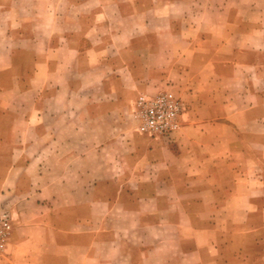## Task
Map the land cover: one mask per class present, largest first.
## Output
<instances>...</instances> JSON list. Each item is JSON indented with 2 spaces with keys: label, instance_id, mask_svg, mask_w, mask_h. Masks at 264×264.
Returning <instances> with one entry per match:
<instances>
[{
  "label": "crops",
  "instance_id": "obj_1",
  "mask_svg": "<svg viewBox=\"0 0 264 264\" xmlns=\"http://www.w3.org/2000/svg\"><path fill=\"white\" fill-rule=\"evenodd\" d=\"M154 4L161 6L162 1L154 0ZM163 35L143 31L140 40L132 36L131 45L123 51L126 59H98L109 71H104L97 83L105 96L102 101H96L90 87L83 98H66L60 88L43 93L44 104L57 105L48 113L43 109L45 115L61 123L69 103L75 124L69 129L64 125L33 127L40 142L11 145L12 152L36 149L31 158L12 155L3 161L0 154V192H4L0 200L12 195L10 206L18 213L0 264H161L173 245L188 258L187 263L210 264L218 252H226L229 244L221 238L216 240L220 235L217 231L221 229L226 235L228 230L241 227L245 211H255V191L243 158L255 155L246 149L249 136L242 128L249 129L264 119V101L250 87L237 92L234 84L226 86V80L238 73L236 65L225 66L215 57L211 59L205 42L196 45L190 40L207 39L205 33L171 30L169 36L180 38L182 44L167 49L160 42ZM55 36L50 33L49 38ZM59 38L66 41V33L60 32ZM53 50L58 63H49L50 77L57 68H63L67 51L81 52L61 44ZM7 68L0 65V82ZM128 79L134 83V91L121 89L122 81ZM166 85L180 91L188 106L185 122L169 138L141 136L124 125L81 124L84 117L93 122L108 113L113 115L124 102L122 97L127 102ZM106 97H112L109 100L113 102ZM123 106L130 116L132 107L127 103ZM26 118L31 120L29 115ZM19 134L23 133L18 132V140ZM70 138L74 142H68ZM2 146L0 138V150ZM88 164L98 168L85 175L91 186L84 191L82 166ZM40 165L41 172L37 171ZM56 180L73 183L69 189L63 186L58 197L74 202L70 206L65 202L54 214L50 204H41L38 199L43 196L51 201L55 193L50 189L40 192L30 183ZM87 197L84 205L83 198ZM250 217L253 215H247ZM131 234L138 236L128 238ZM211 249L215 250L214 257L208 256Z\"/></svg>",
  "mask_w": 264,
  "mask_h": 264
},
{
  "label": "rangeland",
  "instance_id": "obj_2",
  "mask_svg": "<svg viewBox=\"0 0 264 264\" xmlns=\"http://www.w3.org/2000/svg\"><path fill=\"white\" fill-rule=\"evenodd\" d=\"M57 1L0 0V65L8 67L0 82L2 127L0 138L3 141L0 154L3 161L12 158V155L13 158L19 155L31 158L37 153L34 148L23 152L10 150L11 145L16 143L21 145L24 142H40L32 132L33 127L64 125L69 129L74 126L75 112L69 103L65 104L67 110L62 114L61 123H58L56 117L50 119L48 114L42 112L45 108L47 113L49 109H57V105L52 102L51 105L44 104L43 93L48 94L61 89L60 93L66 98L78 96L83 98L85 89L90 87V93L96 101L105 99L97 83L107 70L99 64L98 59L104 61L126 59L124 52L131 45L132 36L134 40H140L143 31L166 34L160 38L164 49L182 44L180 38L169 36L171 30L205 33L207 39L190 40L196 45L205 42L211 49V59L215 57L225 66L236 65L234 70L238 73L236 72L232 79L226 80V86L234 84L237 92L247 91L250 87V90L264 101V0H159L162 1L161 6L155 5L154 0L151 4H148L147 0H60L59 3ZM138 9L142 12L140 15ZM58 16L63 19L61 23L58 22ZM60 32L66 33V41L59 38ZM50 33L56 34L54 39L49 38ZM133 43L139 46L136 42ZM58 44L81 49V52L76 54L67 51L62 62L63 68H57L50 77L48 65L54 61L58 63L53 50ZM88 47L94 51H84ZM9 49L15 52L10 54ZM58 81L62 84L60 85ZM131 86L134 87V83L128 79L122 81L121 89L133 90ZM163 90H169L178 97L185 109L180 127L175 131L177 132L185 122L184 116L188 112V106L180 91L166 85L157 87V90L150 94H138V97L153 96ZM110 98L112 97H106L108 101L113 102V99L109 100ZM122 99L124 102L117 106L113 115L108 113L106 117H99L93 122L84 117L82 126L124 125L135 130L133 107L138 98L127 102L123 97ZM125 103L132 107L129 111L130 116L123 106ZM28 115L31 116V120H27ZM14 117L17 119L14 120ZM19 131L23 134L21 136L19 134L18 140ZM242 133L249 136L245 142L246 149L255 155L252 158L247 157L248 160L243 157L247 164L246 173L252 178L251 188L255 191L252 197L255 211H245L241 227L228 230L226 235L221 229L217 231L220 235L216 240L221 238L229 247L224 253L218 252L216 260L210 264H264V119L257 121L249 129L243 127ZM68 142H74V138H70ZM38 168L37 171L41 172L43 167L40 165ZM94 168L97 170L98 167L90 164L82 166L84 191H88L91 186L85 175H90ZM30 186L40 192L43 189H50L55 193L51 201L43 196L38 199L41 204H50L54 214L65 202L69 206L73 205L74 199L58 197L63 186L69 189L70 186L73 187V183H60L57 180L40 181L30 183ZM13 199L11 195L0 200V210L10 221V233L0 255L7 249L14 223L18 222V213L10 206ZM88 200V197L83 198V204L85 205ZM246 204L244 199L243 205ZM25 209L27 214L28 206ZM249 214L253 217L247 218ZM28 221L30 220L27 219L26 222ZM58 222L61 221L58 219ZM137 236L131 234L128 238L133 239ZM207 253L209 257H214L215 250L211 249ZM166 260H168L166 264H192V261L187 263L188 258L180 253L177 245H173L171 252L166 253L161 264Z\"/></svg>",
  "mask_w": 264,
  "mask_h": 264
},
{
  "label": "built area",
  "instance_id": "obj_3",
  "mask_svg": "<svg viewBox=\"0 0 264 264\" xmlns=\"http://www.w3.org/2000/svg\"><path fill=\"white\" fill-rule=\"evenodd\" d=\"M184 107L173 93L163 90L153 96L138 97L133 107L136 132L153 139H166L180 127ZM10 233V221L0 210V252Z\"/></svg>",
  "mask_w": 264,
  "mask_h": 264
}]
</instances>
